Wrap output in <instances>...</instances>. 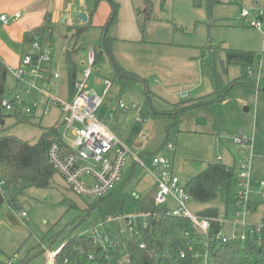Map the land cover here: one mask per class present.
Listing matches in <instances>:
<instances>
[{"label":"rangeland","instance_id":"1","mask_svg":"<svg viewBox=\"0 0 264 264\" xmlns=\"http://www.w3.org/2000/svg\"><path fill=\"white\" fill-rule=\"evenodd\" d=\"M71 1L70 7L73 5L84 9L88 14L96 3V0ZM112 1L116 5L117 16L107 28V37L112 38L111 55L120 64L127 66L128 70L139 75L146 82L148 90L154 94L148 99L143 82L121 81L116 78L107 55L103 54L95 62L93 76L88 84L98 94H102L103 86H97L96 80L101 81L105 77L112 83L99 112L100 118L109 131L132 154L141 158L149 169L146 172L128 155L121 180L114 186L113 192L133 198L147 195L153 183L150 172L152 157L157 154L170 157L165 147L166 144L174 146L179 130L192 129L215 120L219 133H223L221 140L228 149L227 159L220 162L234 166V178L228 195L225 190L218 189L216 198L210 203L202 204L189 199L187 209L195 216L204 208L212 207L217 209L219 217L224 218L227 214L229 220L234 219L240 162L238 148L232 137L238 131L247 136L251 146L248 202L262 203L258 183L264 181V123L261 110V98L264 94L261 93L264 88V0H215L210 17L206 10L207 0H149L152 9L148 12L150 19L146 18L143 32L139 24L145 15L143 2L146 0ZM16 2L17 0H0V15H21V19L12 20L7 25L0 23V59L7 67L15 66L18 61L15 54L19 55L17 48L22 44L24 31L22 22L27 14L25 8ZM195 3L200 6L196 7ZM242 10L249 11V17L243 18ZM111 11V4L100 0L91 17V27L78 38L73 35L74 28L81 25L78 20L66 24L58 21L54 24L52 58L48 68L51 74L57 73L59 78L56 80V87H50L49 90L62 103L70 100L67 51L75 49L71 58L77 67L78 80L87 65L88 52L102 41V27L108 21ZM256 20L259 27L250 25L251 21ZM121 37L127 40H114ZM143 38L147 44L133 42L134 39L140 41ZM220 46L260 54L257 72L251 70L254 75H249L243 81L244 85L234 86L225 103L212 107V114L204 109H194L195 111L178 115L175 120L155 117V112L166 108L164 100L171 99L169 101L173 103L184 101L179 96L190 93L188 88L191 81L194 84L199 81L208 86L213 75L219 77L224 84L241 77L238 65H225V53L222 48L218 49ZM202 54L206 56L205 59ZM6 80L7 86L13 84L9 73ZM32 96L33 94L26 97L30 105ZM119 103L125 108L119 109ZM43 107L44 104L39 102L37 108L32 109L31 122L15 124L12 118H7L4 134L35 143L39 140L42 129L60 126L58 108L51 104L49 110L43 113ZM245 108L249 111H245ZM108 109L114 110L112 118L107 116ZM257 118V126L260 128L258 134L253 131L256 130ZM232 154L236 157L234 161ZM188 174L186 171L179 174L182 185L189 181ZM95 199L74 194L56 173L49 188H30L25 192L18 212L10 209L6 203L3 204L0 207V264L10 261L13 264H47L50 261L49 253L56 251L67 235L92 229L99 235H109L110 229L123 228L124 218L136 212L134 202L127 200L122 217L110 223H103L96 211L83 218V210ZM22 212L26 213V217L21 216ZM80 217L83 218L81 221ZM261 217L262 208L258 205L255 210L248 211L246 221L249 224H260ZM241 231L239 227L234 228V233L239 234ZM222 232L228 235L231 228L224 226Z\"/></svg>","mask_w":264,"mask_h":264},{"label":"trees","instance_id":"2","mask_svg":"<svg viewBox=\"0 0 264 264\" xmlns=\"http://www.w3.org/2000/svg\"><path fill=\"white\" fill-rule=\"evenodd\" d=\"M99 1L96 0L92 6L87 22L74 28L75 38L81 36L91 27L90 20ZM106 1L111 4L112 11L108 21L102 27L101 43L93 48L95 61L100 60L103 54L107 55L114 76L121 81L143 82L147 98L150 99L153 93L148 90L146 82L123 68L111 55L112 40L107 37V28L115 20L117 9L112 0ZM207 2L206 10L210 17L215 0H207ZM151 6V1L146 0L145 11L147 13L151 12ZM195 6L199 7L200 5L195 3ZM145 20L144 18L139 24L141 32H143ZM53 33L54 26L51 23V15L46 13L41 26L23 33L21 46H30L34 41H39L44 46H51ZM221 48L222 46L218 47V49ZM74 50L73 48L66 53L71 96L74 93L77 75L76 64L71 58ZM222 50L225 53V65H238L241 69V77L229 84H224L219 77L213 75L211 77L213 84L211 95L198 101H190L191 104L190 102L175 104L171 110L155 112V117H167L175 120L178 115L191 109L208 108L212 103L222 102L234 86L244 84L243 81L249 77V71L257 72L261 60V56L257 52L231 50L224 47ZM203 56L202 58L205 59L206 56ZM7 75V66L0 59V207L6 203L12 210L18 212L21 209V198L28 189H45L51 186L56 171L48 162L46 150L48 139L53 136L59 138V132L55 126L42 129V134L35 143L4 134L7 118H12L15 124L31 122L33 119L4 112L1 102L6 94ZM261 90L264 92V88ZM233 178L234 166L229 167L220 162H210L204 170L190 178L183 186L190 199L207 204L216 198L218 189L225 190L228 195ZM153 194L154 189L144 197L134 199L132 196H122L119 192L112 191L103 198L95 199L87 209L83 210V218L96 211L103 223H110L122 217L127 200L134 202L135 213H150L152 216L147 218L145 226L138 224L137 234L120 235L115 228L110 229L109 235H106L107 243L100 241L99 237L102 235H99L95 229L69 234L62 239L59 246L61 249L55 254L53 264H201V259L194 258V253L202 254L205 250L209 254V264H264V229L259 234L263 240L261 246H257L253 240L230 241L223 244L216 238L220 232V226L212 220L219 217L218 211L216 208L207 207L197 214L211 220V228L205 239L193 232L187 219L171 216L166 213L165 207L156 206L153 202ZM226 200H228V196ZM258 205H261L262 208L261 222L264 224V200L260 204H249V209L255 210ZM83 218L80 217L79 220L81 221ZM90 232L95 235L92 236ZM141 243L143 247H140ZM180 252L186 253L184 258L180 256Z\"/></svg>","mask_w":264,"mask_h":264},{"label":"built area","instance_id":"3","mask_svg":"<svg viewBox=\"0 0 264 264\" xmlns=\"http://www.w3.org/2000/svg\"><path fill=\"white\" fill-rule=\"evenodd\" d=\"M249 15V11H241L243 18H247ZM18 18H20L18 13L12 17L1 15L0 22L2 25H7L10 21ZM258 19L262 20L260 17ZM250 25L259 27V22L258 20L251 21ZM51 58V46H44L39 41L32 42L28 46V51L20 55L18 64L7 67L13 84L7 86L1 106L8 114L27 117H31L32 109L37 108L39 102L44 104L43 113L49 110L51 104L58 108L61 124L55 127L58 128L59 138L53 136L48 139L46 153L48 162L64 180L67 187L74 194L83 198L99 199L107 196L121 180L122 169L128 155L145 171H149L144 161L134 156L109 131L99 116L112 83L108 78H102L101 81L96 82L98 86L102 84V94H98L88 84L93 76V67L96 62L94 49H91L87 54V65L83 68L80 79L75 81L74 93L72 96L70 95L68 103H62L50 93L49 88L56 87V80L59 78L57 73L49 72L48 63H51ZM248 73L251 76L254 75L251 71ZM32 94L30 105L26 97ZM124 108V105L119 103V109ZM107 116L112 118L114 110L108 109ZM234 143L238 148L237 154L240 162L237 175L239 190L236 192V212L233 215V220H229L227 214L224 218L212 219L220 226V232L216 238L223 244L230 241L253 240L257 246H261L263 240L259 234L264 229V224L262 222L249 224L246 221V215L251 210L248 202L251 146L249 139L242 132H238L234 137ZM166 148L170 151L173 149L170 144H167ZM151 167L154 177V204L165 207L166 213L171 216L187 219L193 232L206 239L211 228V220L198 215L194 216L189 212L186 203L190 198L185 192L184 186L180 184L178 176L173 172L171 160L165 156L155 155L151 159ZM258 187L264 200V181H260ZM134 199H139V197ZM21 216L26 217V213L22 212ZM151 216L150 213H135L124 218V227L116 229V232L120 235L137 234L138 224L145 226L147 218H151ZM224 226L231 228L228 235L222 232ZM235 227L241 228L242 231L239 234L234 233ZM90 234L95 235L93 232ZM99 238L102 243L108 242L106 235ZM204 244L207 246L206 243ZM140 247H143L142 243ZM55 253H49V264H53ZM185 254V252H180L182 258L185 257ZM194 258L201 259V264H209L210 261L207 250L202 254L195 252ZM7 264H13V262L10 261Z\"/></svg>","mask_w":264,"mask_h":264},{"label":"crops","instance_id":"4","mask_svg":"<svg viewBox=\"0 0 264 264\" xmlns=\"http://www.w3.org/2000/svg\"><path fill=\"white\" fill-rule=\"evenodd\" d=\"M9 1L12 2L15 0H9ZM46 1H47V3H44L45 0H17L16 4H18L22 8H25V10L27 11V14H26V16L22 22V25L24 28L23 33L30 31L33 28L41 26L43 24L44 15L46 13L51 15V23L53 24V26L58 21H61L63 24H66V23L72 21L70 19H65V16L67 13H69L70 4L73 1H71V0H54V1L53 0H46ZM143 6L145 8V2H143ZM76 10L85 12L88 15V12L84 9H79L76 7ZM144 13H145V15L143 16V19L144 18L150 19V16L145 11V9H144ZM19 19H21V15H20V18H18L16 20H19ZM77 22L79 24H82L80 21H77ZM101 37H103V34L101 35ZM114 40L126 41L127 39H122V37H121L118 39L115 38ZM134 40L135 41H133V42L138 43V44H147L144 41L145 40L144 38L141 39L140 41H139V39H134ZM21 45H20V47L17 48V50L19 51V55H18V53L15 54L16 56H18V61L15 65L18 64L20 55L25 53L26 51H28V46L22 47ZM161 52H163V51H161ZM120 65L125 69L127 68L126 70H128L127 66H124L123 64H120ZM128 71L132 72L131 70H128ZM132 73H134V72H132ZM137 76H139V75H137ZM103 78H105V77H103ZM97 81L98 80H96V82ZM96 82H95V84H96ZM203 85L204 84H201L199 81L195 84L192 83V81H191L189 84V88H188L190 93L188 95L184 94L186 96H182L183 94H180V96H179L180 99H185V100L179 101L178 103L170 102L169 100H171V99H167L168 101L164 100L165 103H167V105H166V108L162 111L171 110L172 106L175 104H180V103L190 102V101H198L202 98H205V97L211 95L213 92L212 81L209 82L208 86L207 85L203 86ZM202 87H203V89H201ZM191 93L193 95H190ZM261 93H264V92L261 90ZM262 95L264 96V94H262ZM255 96H256V94H255ZM258 96H257V98H258ZM263 96L261 98V102H262V105H261L262 109L261 110L263 112V123H264V97ZM225 102L226 101L224 100V101L219 102V103L221 104V103H225ZM241 103L242 102H240V104ZM190 104H191V102H190ZM216 104H218V103H216V102L212 103L208 106V108L197 107L194 109H196V110L197 109H204L205 111H208L212 114V111H213L212 107H215ZM194 109H191L189 111H193ZM189 111H187V112H189ZM245 111L248 112L249 110L247 108H245ZM258 122H259V119L257 118L256 130L253 129V131L256 134H258L260 132V128L257 126ZM216 125H217V122L215 120L214 121L210 120V122L207 121L206 123H203L201 126L192 127V129L191 128L190 129H188V128L181 129V130H179V133L176 136L174 146L170 144L173 147V149L170 151L165 147L170 153V157H168V158L171 160L173 172L177 176H179V174H181V172L186 171L189 173L188 175L190 176L189 177V179H190L193 176H195L196 174H198L199 172H201L202 170H204L208 163L220 162V160H226L227 159L228 149L225 148L224 143L221 140V136H223V133H219L220 131L218 129V126H216ZM247 127H248V125L245 126V128H247ZM238 132H241V131H238ZM238 132H237V134H238ZM237 134H235V136ZM235 136H233L232 138L234 139ZM157 155H160V154H157ZM134 156H136V155H134ZM231 157H232L233 161L236 158L235 155H233V154L231 155ZM220 163H222L226 166H229V163H226V162L225 163L220 162ZM229 167H231V166H229ZM152 171H153V168L150 172H151V179L154 180ZM189 179H187V180H189ZM152 189H154L153 183H152L151 190ZM151 190L149 191V193L151 192Z\"/></svg>","mask_w":264,"mask_h":264},{"label":"water","instance_id":"5","mask_svg":"<svg viewBox=\"0 0 264 264\" xmlns=\"http://www.w3.org/2000/svg\"><path fill=\"white\" fill-rule=\"evenodd\" d=\"M65 19L78 20L82 24H85L87 22L88 16H87V14L85 12L76 10L75 6L72 5L69 8V13H67L66 16H65ZM60 249H61V247L56 251V253L58 251H60ZM47 264H49V262Z\"/></svg>","mask_w":264,"mask_h":264}]
</instances>
